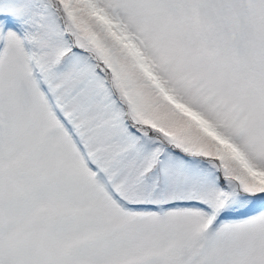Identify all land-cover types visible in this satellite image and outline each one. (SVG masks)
<instances>
[{
  "label": "snow or ice",
  "instance_id": "snow-or-ice-1",
  "mask_svg": "<svg viewBox=\"0 0 264 264\" xmlns=\"http://www.w3.org/2000/svg\"><path fill=\"white\" fill-rule=\"evenodd\" d=\"M0 264H264V0H0Z\"/></svg>",
  "mask_w": 264,
  "mask_h": 264
}]
</instances>
